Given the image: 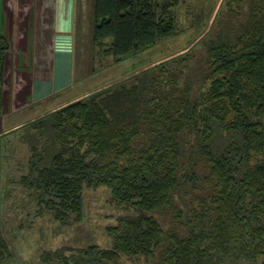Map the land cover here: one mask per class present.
Wrapping results in <instances>:
<instances>
[{
    "label": "trees",
    "instance_id": "trees-1",
    "mask_svg": "<svg viewBox=\"0 0 264 264\" xmlns=\"http://www.w3.org/2000/svg\"><path fill=\"white\" fill-rule=\"evenodd\" d=\"M183 1L96 0L97 52L120 64L158 47L179 33ZM220 17L200 49L23 125L31 154L15 182L39 210L82 221L86 188L104 186L128 211L107 227L111 247H61L43 263L264 264V0H225ZM8 49L0 28V111ZM0 264H26L3 225Z\"/></svg>",
    "mask_w": 264,
    "mask_h": 264
},
{
    "label": "rangeland",
    "instance_id": "rangeland-1",
    "mask_svg": "<svg viewBox=\"0 0 264 264\" xmlns=\"http://www.w3.org/2000/svg\"><path fill=\"white\" fill-rule=\"evenodd\" d=\"M186 1L191 5L183 1L177 6L181 27L178 34L161 42L158 47L128 58L123 63L115 64L111 56L97 52L98 48H95L93 54L96 62L91 60L92 57L88 58L86 51L90 48L91 40L88 34L82 44V60L84 63L91 60L95 68L90 70L93 74L88 75L89 77L82 74L83 85H79L82 88L76 91L82 89L91 91L94 86H96L94 89H101L113 80L123 77L125 73L137 72L150 63L188 48L200 49L199 41L212 36L211 31L216 27V21L221 18L220 12L224 8L225 0ZM85 71L86 69L84 73ZM72 93L65 94L60 98L61 101L70 99ZM27 132L28 127L19 126L17 131L1 135L0 140V145L3 146V164L2 169L0 168V226L5 227L16 252L26 264H46L43 263L41 255L61 247L81 248L91 244L111 247L112 239L109 238L107 227L117 224L119 217L126 215L128 211L125 206L117 204L112 199L108 188L104 186L86 188L82 221L64 223L56 220L47 209L39 210L36 201L31 199L30 191L24 190L18 181L15 182L27 172V161L31 154L25 141ZM7 150L10 152L6 153ZM121 263L149 264L145 257H124Z\"/></svg>",
    "mask_w": 264,
    "mask_h": 264
},
{
    "label": "crops",
    "instance_id": "crops-1",
    "mask_svg": "<svg viewBox=\"0 0 264 264\" xmlns=\"http://www.w3.org/2000/svg\"><path fill=\"white\" fill-rule=\"evenodd\" d=\"M95 2L0 0V28L9 41L0 140L4 133L15 132L19 126L89 92L87 89L76 90L82 88L79 86L83 85L82 74L89 77L93 74L90 70L95 68L91 61L96 62L93 56L96 48L93 42ZM88 34L91 40L86 56L92 58L84 63L81 51ZM71 92L70 99L61 101L60 98ZM0 155H3L1 145Z\"/></svg>",
    "mask_w": 264,
    "mask_h": 264
}]
</instances>
